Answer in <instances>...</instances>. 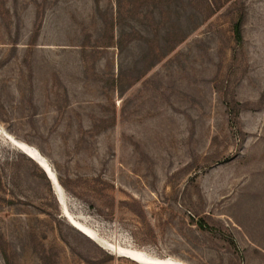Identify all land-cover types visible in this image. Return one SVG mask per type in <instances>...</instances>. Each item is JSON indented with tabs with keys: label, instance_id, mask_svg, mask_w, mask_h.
I'll list each match as a JSON object with an SVG mask.
<instances>
[{
	"label": "rangeland",
	"instance_id": "374dc122",
	"mask_svg": "<svg viewBox=\"0 0 264 264\" xmlns=\"http://www.w3.org/2000/svg\"><path fill=\"white\" fill-rule=\"evenodd\" d=\"M66 210L156 258L264 264V0H0V264H139Z\"/></svg>",
	"mask_w": 264,
	"mask_h": 264
},
{
	"label": "bare ground",
	"instance_id": "6f19581e",
	"mask_svg": "<svg viewBox=\"0 0 264 264\" xmlns=\"http://www.w3.org/2000/svg\"><path fill=\"white\" fill-rule=\"evenodd\" d=\"M11 142L17 147L19 150H21L24 154H26L29 158L34 160L45 172L46 170L48 171L50 177L47 176L51 180H55V176L52 173V170L50 169L49 165L47 162L44 160L43 156L40 154V152L33 146L12 138ZM46 169V170H45ZM58 185V184H57ZM58 187V186H57ZM56 187V188H57ZM66 214L69 217V222L74 226L76 229H78L80 232H82L84 235H86L88 238L95 240L99 243H103L105 247L109 249V251H113L118 255L125 256L139 264H182L179 261L173 260L171 258H156L153 257L146 252L139 250V249H134L131 247H123L120 245H114L110 242H105L101 240L100 235L97 234V232L89 227L88 225L78 221L75 217L71 216V214L66 210ZM105 242V243H104Z\"/></svg>",
	"mask_w": 264,
	"mask_h": 264
},
{
	"label": "trees",
	"instance_id": "16d2710c",
	"mask_svg": "<svg viewBox=\"0 0 264 264\" xmlns=\"http://www.w3.org/2000/svg\"><path fill=\"white\" fill-rule=\"evenodd\" d=\"M242 23H243V19L240 18V19L236 22V24H235V28H234V30H235V32H236V34H237V37H238L239 39H241Z\"/></svg>",
	"mask_w": 264,
	"mask_h": 264
},
{
	"label": "water",
	"instance_id": "95a60500",
	"mask_svg": "<svg viewBox=\"0 0 264 264\" xmlns=\"http://www.w3.org/2000/svg\"><path fill=\"white\" fill-rule=\"evenodd\" d=\"M46 170V169H45ZM46 173L48 174V176L50 177V175H49V173H48V171L46 170Z\"/></svg>",
	"mask_w": 264,
	"mask_h": 264
}]
</instances>
